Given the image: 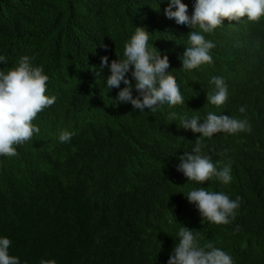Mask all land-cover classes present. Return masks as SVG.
Wrapping results in <instances>:
<instances>
[{
  "label": "trees",
  "instance_id": "16d2710c",
  "mask_svg": "<svg viewBox=\"0 0 264 264\" xmlns=\"http://www.w3.org/2000/svg\"><path fill=\"white\" fill-rule=\"evenodd\" d=\"M182 2L191 16L195 0ZM166 7V0H0V55L7 59L0 69L33 57L49 76L46 94L63 107L57 122L75 133L61 143L65 130L55 133L38 118L40 133L17 146V155L0 157V237L12 241L9 253L21 264H167L181 226L199 231L202 245L213 243L235 264H264V19L224 21L205 34L215 44L214 63L189 72L180 57L192 29L167 19ZM135 27L146 28L150 45L168 56L184 105L152 113L115 103L119 89H107L110 71H100L101 57L109 65L122 58ZM213 76L228 86L220 107L207 104ZM209 111L246 118L253 129L203 138L204 153L218 169L230 165L233 177L203 187L241 198L227 225L202 222L186 199L200 185L176 169L200 136L180 119L203 120Z\"/></svg>",
  "mask_w": 264,
  "mask_h": 264
},
{
  "label": "clouds",
  "instance_id": "9594fccd",
  "mask_svg": "<svg viewBox=\"0 0 264 264\" xmlns=\"http://www.w3.org/2000/svg\"><path fill=\"white\" fill-rule=\"evenodd\" d=\"M165 2V0H160ZM164 15L174 21L180 28H190L187 46L180 61L185 71L198 70L204 65H212L211 50L215 47L205 34H212L226 22H240L247 18L249 22L264 19V0H195L193 11L189 16L188 7L182 0H166ZM151 36L146 28L135 27L130 39L125 42L123 57L113 60L109 65L108 56L101 57L100 71L109 68L107 89H119L115 103L131 104L133 110L155 113L163 108H174L185 104L180 85L170 71L167 55L161 54L150 45ZM107 51L106 45H101ZM34 58L22 56L17 64L5 71L0 69V157L17 155V146L32 140L40 133V128L33 123L38 118H46L55 133H60L61 143L70 142L75 135L67 131L70 127L65 120L56 115L63 107L58 97L47 95L49 76L43 66H36ZM7 63L0 55V65ZM213 90L207 92V104L220 107L228 100V86L223 77L213 76L210 81ZM121 84L124 85L121 88ZM137 93L134 97L133 91ZM49 112L38 117L45 110ZM239 112H245L244 107ZM172 120L177 119L175 111L169 113ZM51 121L57 123L56 125ZM202 121V122H201ZM181 128L200 134L195 147L179 157L176 166L178 172L200 185L188 192L186 199L199 212L202 222L205 220L217 225H227L236 219L241 206V198L231 199L224 192L209 191L203 187L205 182L217 179L224 185L232 182L230 165L218 169L211 156L204 153L206 145L203 138L212 139L215 134L227 135L241 132L252 133L248 120L230 115H217L209 111L201 120L200 116L180 119ZM223 155V153L221 154ZM39 171L34 172V177ZM178 241L167 264H235L233 257L225 250L207 242L200 243L199 231L181 226L177 232ZM12 241L0 237V264H21L18 257L10 255ZM40 264H57L55 259H42Z\"/></svg>",
  "mask_w": 264,
  "mask_h": 264
}]
</instances>
